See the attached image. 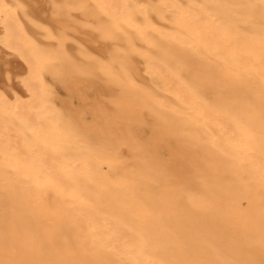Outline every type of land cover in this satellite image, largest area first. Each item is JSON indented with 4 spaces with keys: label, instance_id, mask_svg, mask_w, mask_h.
<instances>
[{
    "label": "bare ground",
    "instance_id": "1",
    "mask_svg": "<svg viewBox=\"0 0 264 264\" xmlns=\"http://www.w3.org/2000/svg\"><path fill=\"white\" fill-rule=\"evenodd\" d=\"M33 1L0 0V264H264V0Z\"/></svg>",
    "mask_w": 264,
    "mask_h": 264
},
{
    "label": "rangeland",
    "instance_id": "2",
    "mask_svg": "<svg viewBox=\"0 0 264 264\" xmlns=\"http://www.w3.org/2000/svg\"><path fill=\"white\" fill-rule=\"evenodd\" d=\"M30 1H33V0H30ZM41 1H42V0H34L33 2H36V3H38L39 5H42L43 2H41ZM3 70H4L3 64L0 63V72H3ZM0 80L3 82V83L0 82V86H1V88L6 90L5 84L8 83L7 78H6V75L2 76V77L0 78ZM16 82H17V80H16V79L13 80V78H12L11 84H16ZM55 89L57 90V92L59 93V95H61L62 97H64V96H63V93H62V89H61V87H60L58 84H55ZM137 134H138V135H142L143 133H142L141 130L139 129V130L137 131Z\"/></svg>",
    "mask_w": 264,
    "mask_h": 264
}]
</instances>
